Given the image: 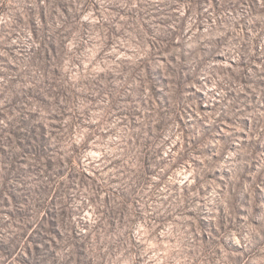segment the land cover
<instances>
[{"label": "rangeland", "instance_id": "rangeland-1", "mask_svg": "<svg viewBox=\"0 0 264 264\" xmlns=\"http://www.w3.org/2000/svg\"><path fill=\"white\" fill-rule=\"evenodd\" d=\"M0 264H264V0H0Z\"/></svg>", "mask_w": 264, "mask_h": 264}]
</instances>
